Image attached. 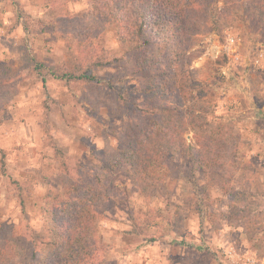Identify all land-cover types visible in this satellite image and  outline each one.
<instances>
[{"label":"rangeland","instance_id":"374dc122","mask_svg":"<svg viewBox=\"0 0 264 264\" xmlns=\"http://www.w3.org/2000/svg\"><path fill=\"white\" fill-rule=\"evenodd\" d=\"M95 8L94 0H0V167L7 169L0 171V233L13 232L17 264L47 251L39 236L46 194L64 191L62 176H93L127 121L97 112L108 91L55 74L88 67L97 44L101 54L123 52L117 27L97 29ZM202 37L193 66L212 85L209 119L223 125L235 153L231 187L239 198L218 186L197 193L184 175L165 176L142 194L119 171L97 223L102 264H245L247 257L264 264V32L246 22ZM34 58L45 65L41 72ZM198 177L205 184L201 170Z\"/></svg>","mask_w":264,"mask_h":264},{"label":"trees","instance_id":"16d2710c","mask_svg":"<svg viewBox=\"0 0 264 264\" xmlns=\"http://www.w3.org/2000/svg\"><path fill=\"white\" fill-rule=\"evenodd\" d=\"M94 1L97 8L91 13H97V29L117 27L123 52L101 54L97 44V58L88 60V67L64 66L55 74L97 86L98 93L108 91L109 102L97 104V112L103 108L113 118L127 116V121L113 131L117 145L93 176L86 172L72 181L62 176L64 191L46 194L44 230L39 236L47 251L42 257L32 252L31 264L104 262L97 223L103 204L112 196L111 176L119 171L128 173L142 194L165 176L184 175L197 193L207 194L218 186L233 200L239 198L231 187L235 153L229 152L223 125L211 127L209 119L212 85L201 80L193 63L203 52L202 36L210 31L221 33L229 25L248 22L264 32V0ZM33 60L41 72L45 65ZM107 68L113 72L101 75L100 70ZM4 110L0 107V113L6 114ZM199 170L206 178L203 185ZM0 171L7 172L4 163ZM1 231L6 249L0 247V264H17L16 253L8 246L13 232Z\"/></svg>","mask_w":264,"mask_h":264},{"label":"built area","instance_id":"2783aa9c","mask_svg":"<svg viewBox=\"0 0 264 264\" xmlns=\"http://www.w3.org/2000/svg\"><path fill=\"white\" fill-rule=\"evenodd\" d=\"M235 43V39L234 38H229V42H228V46H231ZM228 52H230V50L228 49ZM245 264H256V261L253 257H247Z\"/></svg>","mask_w":264,"mask_h":264}]
</instances>
